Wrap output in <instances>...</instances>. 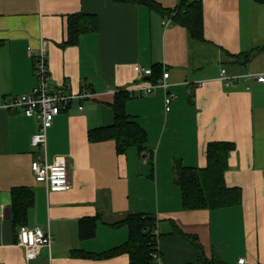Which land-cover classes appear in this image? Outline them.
Instances as JSON below:
<instances>
[{"label": "crops", "instance_id": "crops-1", "mask_svg": "<svg viewBox=\"0 0 264 264\" xmlns=\"http://www.w3.org/2000/svg\"><path fill=\"white\" fill-rule=\"evenodd\" d=\"M148 1L157 6L146 0H0V264H130L128 254L90 256L128 242L123 222L132 214L157 219L161 264H264V88L255 81L264 73V1ZM181 3L202 5L204 40L164 14ZM76 15H84L82 33L65 45ZM43 43L50 88L90 94L48 131L49 162L68 159L71 188L62 193H48L32 172L38 120L2 108L36 87L34 58ZM135 65L152 69L157 80L169 72L175 100L166 115L163 90L130 95L126 111L146 132V150L119 155L114 141L92 143L88 134L114 124L115 96L138 84ZM223 69L232 87L221 81ZM214 143L235 147L225 182L241 189V204L186 211L173 164L205 169ZM16 188L33 195L26 227L50 229L54 237L51 251L41 248L31 262L17 245ZM82 221L89 222L85 233Z\"/></svg>", "mask_w": 264, "mask_h": 264}, {"label": "trees", "instance_id": "trees-1", "mask_svg": "<svg viewBox=\"0 0 264 264\" xmlns=\"http://www.w3.org/2000/svg\"><path fill=\"white\" fill-rule=\"evenodd\" d=\"M117 1L138 4L141 0ZM146 1L150 7L157 6ZM164 14L172 17L173 22L188 30L193 38L204 40V19L201 4L181 3L177 9L166 11ZM83 17L84 15H76L70 18L68 41L65 45H74L78 42L82 33L79 20ZM260 49L264 50V47ZM253 55L251 53L247 59ZM157 79L152 75L149 83L156 82ZM115 97L112 110L115 117L114 124L104 129L90 131L88 139L92 143L114 141L117 147L116 153L119 155H125L131 148H135L143 154L146 150L147 134L138 124L131 121L126 111V105L132 98L129 93L125 94V92H120ZM234 148V145L230 143L211 144L207 151V167L205 169L187 167L181 160L174 162L173 179L175 185L182 192L183 207L186 211L225 209L241 204V189L229 188L225 182L229 157ZM12 201L11 211L14 226L17 229L27 226V214L34 205L33 195L28 189L16 188L12 191ZM88 223V221L81 222L82 233H85ZM123 224L129 231L128 242L99 257H90L108 259L117 254H128L130 264H156L154 255L158 252L157 219L151 215L132 214ZM189 240L194 242L193 237Z\"/></svg>", "mask_w": 264, "mask_h": 264}, {"label": "built area", "instance_id": "built-area-1", "mask_svg": "<svg viewBox=\"0 0 264 264\" xmlns=\"http://www.w3.org/2000/svg\"><path fill=\"white\" fill-rule=\"evenodd\" d=\"M166 27L171 22L165 21ZM34 72L37 79L36 87L29 93L12 98L2 106L5 110H21L27 118H36L39 122V129L31 137V147L38 151L36 159L32 163V172L37 183L45 186L48 193L67 192L71 188L69 177V165L66 157H58L53 162L48 159V131L53 127L55 119L63 112L68 111L74 101H83L90 97V94H71L64 90H52V80L47 61V44L43 43L40 51L34 58ZM134 72L138 84L132 87L128 93L132 97H147L158 90H163L164 106L166 115L172 111L175 95L169 91L170 73L165 72L161 79L156 82H145L147 77L153 75L150 68L135 65ZM221 81L229 88L234 80L229 79L225 69L222 70ZM255 81L264 88V73L255 77ZM83 110V106L79 107ZM158 237V233H157ZM17 245L24 249L26 260L31 262L39 257V250L46 248L51 251L54 245V237L50 229L41 227H20L17 232ZM155 263L161 264L162 259L157 252L154 255ZM238 264H247L245 259L239 260Z\"/></svg>", "mask_w": 264, "mask_h": 264}, {"label": "water", "instance_id": "water-1", "mask_svg": "<svg viewBox=\"0 0 264 264\" xmlns=\"http://www.w3.org/2000/svg\"><path fill=\"white\" fill-rule=\"evenodd\" d=\"M147 79H150L149 77H147Z\"/></svg>", "mask_w": 264, "mask_h": 264}]
</instances>
